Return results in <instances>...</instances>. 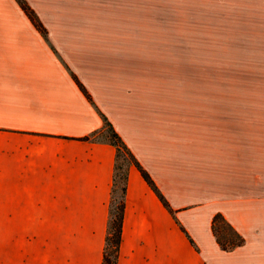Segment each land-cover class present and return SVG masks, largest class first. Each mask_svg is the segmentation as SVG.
Segmentation results:
<instances>
[{"label":"crops","instance_id":"1","mask_svg":"<svg viewBox=\"0 0 264 264\" xmlns=\"http://www.w3.org/2000/svg\"><path fill=\"white\" fill-rule=\"evenodd\" d=\"M185 83L250 86L218 123L152 97ZM104 118L172 209L131 167L117 264H264V0H0V264L102 263Z\"/></svg>","mask_w":264,"mask_h":264},{"label":"trees","instance_id":"2","mask_svg":"<svg viewBox=\"0 0 264 264\" xmlns=\"http://www.w3.org/2000/svg\"><path fill=\"white\" fill-rule=\"evenodd\" d=\"M25 10L30 15L32 22L36 26H41L26 6ZM82 90L85 92L83 87ZM82 139L107 142L115 148L112 184L108 201L105 243L101 264H117L125 206L124 197L127 189L128 173L131 167H135L140 171L144 180L155 191L163 205L166 206L170 212H172V209L169 207V204L162 193L156 187L148 172L141 166L135 155L106 118H104V124L100 130L95 131L90 136H85ZM211 230L218 245L224 250L233 249L244 242L243 237L219 212L215 213L212 217Z\"/></svg>","mask_w":264,"mask_h":264},{"label":"rangeland","instance_id":"3","mask_svg":"<svg viewBox=\"0 0 264 264\" xmlns=\"http://www.w3.org/2000/svg\"><path fill=\"white\" fill-rule=\"evenodd\" d=\"M154 86L153 99H162V105H175L178 93V105L186 108L214 109L217 122H224L225 91H240L249 89L250 84H225V83H185V84H151ZM162 89L160 93L159 89ZM167 92V93H166ZM174 92L175 94H171ZM168 95V96H167ZM167 102V104H165Z\"/></svg>","mask_w":264,"mask_h":264}]
</instances>
